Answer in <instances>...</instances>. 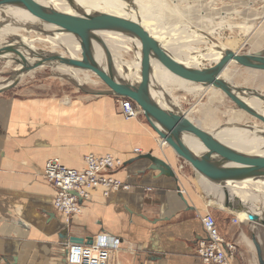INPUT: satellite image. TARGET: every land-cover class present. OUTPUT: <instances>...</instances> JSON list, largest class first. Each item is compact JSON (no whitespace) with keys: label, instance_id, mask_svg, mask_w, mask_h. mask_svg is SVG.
<instances>
[{"label":"crops","instance_id":"0c3cea01","mask_svg":"<svg viewBox=\"0 0 264 264\" xmlns=\"http://www.w3.org/2000/svg\"><path fill=\"white\" fill-rule=\"evenodd\" d=\"M93 96L61 97L29 87L0 95V264H67L71 237L100 233L121 238L111 264H201L196 248L207 211L234 246L235 264H257L253 236L261 245V225L210 208L197 188L198 173L162 144L144 115L121 119L118 96ZM110 150L125 161L117 176L131 188L95 190L82 213L67 222L55 207L45 163L59 158L81 168L89 152ZM148 153L165 160L175 175L140 158Z\"/></svg>","mask_w":264,"mask_h":264},{"label":"bare ground","instance_id":"6f19581e","mask_svg":"<svg viewBox=\"0 0 264 264\" xmlns=\"http://www.w3.org/2000/svg\"><path fill=\"white\" fill-rule=\"evenodd\" d=\"M37 1L58 11L71 14L82 15L87 13L93 15L98 13H110L137 21L138 23L148 17V14H143L140 12L142 9L134 8L136 6L133 5L134 3L143 4L146 2L145 0ZM148 2L150 1L148 0ZM75 3L79 5V9H75ZM113 3H118V6L111 7ZM121 5L125 6L126 9H121ZM144 27L164 45L166 50L174 58L191 67H201L200 62L202 59L207 58L211 59V61L218 62L224 56L226 51H234L238 47L235 41V44H232L233 41L230 43L215 41L214 46H212L214 49L208 48L205 52L197 51L195 54L185 52L186 54H183L181 52V46L178 48L169 41H165V39H163L160 34L157 33L158 30L156 31L153 26L150 27L149 25H146ZM56 29L57 28H55V26L40 20L24 8L13 5L0 6V57L3 60L6 59L8 64L12 66L11 68H13L10 78L0 82V90L19 84V82L24 80L27 74L32 75L39 67L42 68L43 65L46 64L56 66V70L69 76L68 78H70V80L75 82L77 85L96 86L101 83L100 77L89 70L68 64H60L56 60L52 59L46 63L39 64L42 60L48 59L49 56H52L53 54L76 58H81L82 56L80 39L73 33L57 32ZM99 34L104 39L111 51L114 61L115 74L121 79L135 83L139 82L141 79V61L143 55L140 40L136 36H130L126 33L118 31H101ZM9 40H12V42ZM263 41L264 33H261L259 38L256 40L257 46L254 48L255 51L259 49L264 50L262 46ZM93 49L97 60L102 62L104 60V52L99 43L95 40H93ZM20 52L26 54L27 57L20 63L15 64L17 61L16 56L19 55ZM182 55H184L185 58H183ZM231 63L234 62H230V64ZM230 64L225 67L222 72V76L231 85L243 87L239 81L240 79H243L246 83H252L258 78L261 80L259 85L264 84V74L258 75L257 72H254V70H248L247 74H241L236 68H232ZM151 81L155 89L157 101L169 111L182 114L185 112L181 110L177 102V96L171 93L168 86L174 85L180 89L185 88L190 94H194L203 88V86L198 83L192 87L191 85L193 84L191 83L193 82L175 75L155 59L152 61ZM105 87L107 88L106 85ZM209 90L210 95L208 97V101L211 105L222 101L223 97L225 96V94L220 89L215 87L211 86ZM255 90L264 94L262 89L257 88ZM242 97L259 113L264 115L263 100H260L255 96H250L248 93L242 94ZM239 113L242 114V112ZM239 113L236 115L235 113L234 115H230L231 113L229 114L230 116H228V120L229 124L231 123L230 126L227 124V126L215 128L218 124L216 122L219 121H217L216 118V110L210 107L202 112L203 118L200 120L199 124L205 130L213 133L217 139L241 152L250 155L264 156V123L258 119H248L247 123L240 124L242 123L241 121H243V119H239ZM187 115L190 117V113ZM236 123L240 124V126L235 125ZM184 140L186 144L195 152L199 153L203 151L204 148L202 144L192 134H184ZM198 175L200 184L204 189L207 190V194L210 196L207 202L209 205L232 211L242 219H247V210L252 211L264 218V177L250 178L249 180L240 182H227L226 189L228 193H225L221 186H216L215 183L210 182L204 176L200 174ZM226 197L230 198V200L234 201L235 203L244 205V208H241L239 211H234L230 208H227L224 205ZM253 223L255 224L254 226L258 227L257 222L253 221Z\"/></svg>","mask_w":264,"mask_h":264},{"label":"water","instance_id":"95a60500","mask_svg":"<svg viewBox=\"0 0 264 264\" xmlns=\"http://www.w3.org/2000/svg\"><path fill=\"white\" fill-rule=\"evenodd\" d=\"M1 5H13L28 10L32 15L55 26L57 32L75 34L81 42V58L65 57L58 54L49 56L39 64L50 59L60 64H68L97 74L107 86L106 89H89L78 85L91 95H115L133 99L143 110V115L156 133L161 137L162 144L169 145L175 153L195 171L210 182L221 186L228 193L227 182H240L250 178L264 177V156L250 155L241 152L221 140L204 128L199 122L193 121L185 113H175L164 108L158 101L152 85V61H159L165 68L193 83L203 87H215L225 93L236 106L264 123V115L251 106L242 94L248 93L264 101V94L248 86H233L222 76V72L230 62H235L246 68L264 71V50L253 53H240L228 50L220 61L209 67H191L174 58L143 25L137 21L110 13L71 14L58 11L37 0H0ZM79 9L78 4H74ZM118 31L130 36H136L142 45L141 79L131 82L121 79L114 72V61L109 47L99 32ZM93 40L99 43L104 52V60L99 62L94 54ZM15 86V85H12ZM10 86V87H12ZM1 89L2 92L5 89ZM195 136L203 146V151L195 152L184 140V134ZM152 161V168L159 169L165 174L174 176L171 166L162 158L150 153L140 156ZM183 193L182 190H180ZM227 195V194H226ZM224 205L234 211L244 208L226 197ZM247 219L264 226V218L247 210ZM72 243L91 244L93 237H71ZM259 261L264 264L261 245L253 236Z\"/></svg>","mask_w":264,"mask_h":264},{"label":"rangeland","instance_id":"374dc122","mask_svg":"<svg viewBox=\"0 0 264 264\" xmlns=\"http://www.w3.org/2000/svg\"><path fill=\"white\" fill-rule=\"evenodd\" d=\"M145 1L146 2L143 4H133L136 6L134 8L142 9L140 10L141 13L148 14V17L140 21L141 25H149L150 27L153 26L156 31L158 30L157 33L160 34V36L165 39V41H169L178 48L181 46L183 48H181V52L183 54H195L197 51L205 52L208 48H212V46H214L215 41H221L222 43H230L233 41L232 44H235L236 42L238 46L234 50L235 52L252 53L255 51L254 48L257 46L256 40L259 38L261 33H264V0ZM114 6H118V3H113L111 7ZM120 7L121 9H126V7L123 5ZM9 41L12 42V40ZM262 46L264 48V41ZM16 57L17 61L15 64H18L22 60H25L27 55L20 52V54ZM182 57L185 58L184 55H182ZM0 59V82H3L4 80L10 78L13 68H11L12 66L8 64L6 59L3 60L1 57ZM46 62L48 61H44V63ZM200 63L201 67H209L214 65L216 62L207 58L202 59ZM230 66L234 69L236 68L241 74H247L248 70H254V72H257L258 75L264 74V71L262 70L246 68L238 65L235 62L231 63ZM55 68L56 66L51 64L43 65L42 68L39 67L32 75L27 74L24 80L19 82V84L0 92V95L10 92L14 89L17 90L23 87H29L34 88L37 90V92L41 93L55 92L61 97L67 95V93L73 94V92H75L76 95H90L91 98L95 97L81 89L75 82H72L70 78H68L69 76L65 75L64 73H60ZM239 81L243 86H248L255 89L259 88L264 91V84L259 85L261 83L259 78L252 83H246L243 79H240ZM191 84H193L191 85L192 87L197 85V83ZM83 87L95 90L106 89L102 80L99 85H89ZM168 88L171 93H173V95L177 96V102L181 110L186 114L190 113V117L196 122H200V120L203 118L202 112L210 107L216 110V118L217 121L220 122H216L218 124L215 128L227 126V124L230 126L231 123L229 124L228 116L234 115V113L236 115L239 112H242V114L239 113L240 115H238L239 119H243V121H241L242 123L240 124L247 123L248 119L257 120L252 115L239 109L225 93L222 101L211 105L208 101V97L210 95L209 89L211 87H203L194 94H190L185 88L180 89L174 85H169ZM113 103L116 108V101H113ZM116 115L123 119L121 113L118 110H116ZM240 124L236 123L235 125L240 126ZM113 152L114 151L110 150L106 153ZM187 166L192 167L189 163H187ZM197 188L203 193V195L206 197V200H209L210 196L207 197L208 195H205L207 194V190L204 189L200 183H197ZM210 208L215 209L218 207L212 205ZM259 229L263 232L264 226H260ZM261 240L262 244L260 249L264 261V234L261 236ZM255 253H257L258 256V252L255 251ZM257 264H261V262L257 261Z\"/></svg>","mask_w":264,"mask_h":264},{"label":"built area","instance_id":"2783aa9c","mask_svg":"<svg viewBox=\"0 0 264 264\" xmlns=\"http://www.w3.org/2000/svg\"><path fill=\"white\" fill-rule=\"evenodd\" d=\"M120 113L127 120L143 115L142 108L131 98L118 96ZM135 148V152H139ZM125 161L113 153H89L81 168L69 167L59 158L49 159L44 175L55 187V207L63 213L67 222L82 213L83 203L97 189L105 194L113 189H130L131 185L117 176ZM237 216L234 221H239ZM205 234L197 240L196 251L201 264H235L234 246L219 234L216 219L209 211L203 219ZM121 247V238L104 233L98 234L91 244L71 243L66 255L67 264H111L112 254Z\"/></svg>","mask_w":264,"mask_h":264}]
</instances>
